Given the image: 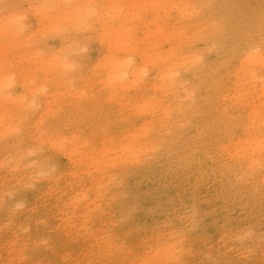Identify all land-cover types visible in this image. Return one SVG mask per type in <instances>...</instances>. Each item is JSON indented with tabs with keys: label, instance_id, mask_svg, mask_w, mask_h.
<instances>
[{
	"label": "rangeland",
	"instance_id": "374dc122",
	"mask_svg": "<svg viewBox=\"0 0 264 264\" xmlns=\"http://www.w3.org/2000/svg\"><path fill=\"white\" fill-rule=\"evenodd\" d=\"M189 1L0 0V264H121L174 238L187 264H264V163L241 162L255 203L227 214L250 192L213 151L217 110L191 88L176 113L192 79L166 68L179 39L203 37ZM131 53L161 76L112 79Z\"/></svg>",
	"mask_w": 264,
	"mask_h": 264
},
{
	"label": "bare ground",
	"instance_id": "6f19581e",
	"mask_svg": "<svg viewBox=\"0 0 264 264\" xmlns=\"http://www.w3.org/2000/svg\"><path fill=\"white\" fill-rule=\"evenodd\" d=\"M216 2L219 0L189 1L193 12L200 14L193 21L192 28L201 27L203 37L194 44H189V34L185 40L183 37L179 39L173 52L177 60H171L166 70L173 76L179 72L188 73L192 79V84L181 83L180 91L185 95L177 91L176 113H184L186 105L193 106L187 104L191 88L195 92L198 90L203 102L213 104L217 110L213 123L220 126L215 133L219 131L216 137L221 141L219 146L213 147V151L220 156L232 152L236 163L231 167L228 181L232 178L235 183L238 182L236 187L240 193L250 192L247 201L242 198L229 205L227 214L240 213L246 216L249 202L255 203L251 201L255 191L250 188L248 178L252 169L248 170L240 164L243 161L250 168L254 163H264V88L260 94L255 92L257 84L262 83L264 86V0L262 10L250 15L235 13L233 4H228L229 0L215 8L213 3ZM221 7H225V12L216 16ZM214 45H218V48H214ZM132 56L138 61L137 67L133 70L127 59H123L110 74L112 79L125 81L135 79L136 74L142 76L152 72L155 66L153 62L135 53H131V59ZM154 71L161 76L157 67ZM219 166L225 167L222 161ZM258 177L256 181L264 184V177ZM261 189L264 190V187ZM188 256L189 250L179 239H164L144 247L142 252L121 264H187ZM113 264L117 263L114 261Z\"/></svg>",
	"mask_w": 264,
	"mask_h": 264
}]
</instances>
